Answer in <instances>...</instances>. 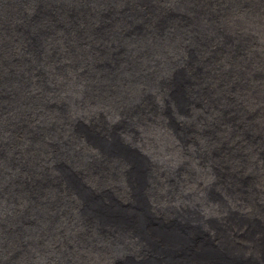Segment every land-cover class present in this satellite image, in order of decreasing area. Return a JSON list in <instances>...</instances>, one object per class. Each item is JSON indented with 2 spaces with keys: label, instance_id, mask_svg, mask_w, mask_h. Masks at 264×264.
Masks as SVG:
<instances>
[{
  "label": "bare ground",
  "instance_id": "1",
  "mask_svg": "<svg viewBox=\"0 0 264 264\" xmlns=\"http://www.w3.org/2000/svg\"><path fill=\"white\" fill-rule=\"evenodd\" d=\"M96 1L74 9L71 0H0L1 85L16 92L0 95V264H109L118 249L130 253L126 264L131 256L135 264H169L182 230L195 231L201 260L219 251L217 264H264V248L258 259L260 244L241 222L209 225L220 220L216 201L203 195L236 186L249 221L264 218V0ZM123 20L138 28L125 43L116 39L126 32ZM13 54L20 57L8 74ZM70 59L79 68L71 66L72 76L64 68ZM68 98L67 110L58 106ZM44 114L53 121L42 133ZM123 120L132 124L122 129ZM71 127L79 136L69 137ZM112 130L125 136L118 157L99 144ZM99 157L108 166L103 177ZM243 177L251 179L245 189ZM93 187L114 196L105 217L125 224L116 236L85 219L84 190L89 207ZM64 205L68 215L58 213ZM127 211L134 217H123ZM172 214L181 221L166 224ZM58 221L77 233L66 246V234L52 233Z\"/></svg>",
  "mask_w": 264,
  "mask_h": 264
},
{
  "label": "rangeland",
  "instance_id": "2",
  "mask_svg": "<svg viewBox=\"0 0 264 264\" xmlns=\"http://www.w3.org/2000/svg\"><path fill=\"white\" fill-rule=\"evenodd\" d=\"M148 16V17H147ZM147 16H145V17H142L141 18V20H142V24H146V26L148 25V22H149V15H147ZM151 17H153V16H151ZM241 19H243V17H240ZM107 19V20H106ZM104 20H106V21H104ZM113 20V21H112ZM102 21V20H101ZM103 21L104 22H107V24H116V20L115 19H110V17L108 16H105V19H104V17H103ZM148 21V22H147ZM129 22V23H128ZM131 22V23H130ZM147 22V23H146ZM159 23V25L160 26H162L161 25V22L159 21L158 22ZM123 24H125V25H123ZM121 26H123V28H125L126 29V32H119L118 33V36H116V39H118L119 41H123L124 43L126 42L125 40H128V35H130V33H132L133 31H134V29L136 30V29H138L137 27H135V23H134V21H132V20H124V23H123ZM126 26V27H125ZM248 27V26H247ZM133 28V29H132ZM15 29H17L16 31H15ZM14 30H13V32L16 34V35H22V32L24 31V29L22 28V27H17V28H15ZM22 29V30H21ZM106 32V31H105ZM122 35V36H121ZM132 35V34H131ZM125 39V40H124ZM130 39V38H129ZM114 41V40H113ZM118 41V42H119ZM116 43V42H115ZM44 44H48V42H46V43H44ZM93 44V43H92ZM41 45H43V44H41ZM118 45H120L121 47L123 46V45H121V44H118ZM146 45V43L143 45V46H145ZM139 52H143V54H145L146 55V53H148V51L146 52V50L145 49H143V48H141V49H139L138 50ZM125 52V50H122V53L121 54H123ZM141 52V53H142ZM20 56H18V58H19ZM76 59H78V58H76ZM76 59H74V60H76ZM77 61V60H76ZM67 62H70V63H68V66H64V68L66 69V73H67V75H71V74H73L74 73V71H72V69H76V72H78V70H79V68H78V66H75V65H70L71 63H73V59H70V60H68ZM71 66H73V68L71 69ZM74 66H75V68H74ZM250 68H248V70H249ZM70 70V71H69ZM55 71H57V69H55ZM72 72V73H71ZM72 76V75H71ZM77 76H79V74L77 73V75H75L74 77L76 78L75 80H78L77 79ZM205 79H207V80H212L211 78H209V76H208V74H207V76H206V78ZM66 83H68V82H70V83H72L71 81H65ZM65 82H58V85L57 86H59V88H60V92L61 93H64L66 90H67V88H68V86L65 84ZM66 85V86H65ZM211 85V84H210ZM64 86V87H63ZM67 87V88H66ZM209 89H211V88H209ZM11 90V91H10ZM14 90L15 89H9V88H6V89H3L2 90V95H4V96H6L7 95V97H11L12 99L14 98V96H16V92H14ZM10 92V93H9ZM11 94L13 95V96H11ZM173 94H175L174 92H173ZM27 98H28V101L30 102V101H33V99L31 98V99H29L30 97V94H29V92H28V94H27ZM82 98V97H81ZM96 98V101H98V99H99V97H95ZM94 97H93V99H95ZM95 101V102H96ZM79 102V104L80 105H84L85 103H87V105L86 106H89V102H90V99L88 100V102H85V100H79L78 101ZM144 108H145V106H144ZM147 108V107H146ZM145 108V109H146ZM145 111V110H144ZM51 113H52V111H50ZM259 112V111H258ZM258 112H255L254 114L256 115ZM172 114V116H173V113H171ZM47 114H44V115H42L41 116V119H43V123L41 122V126H43V127H40L39 129L41 130V132L43 133V132H45L47 129H48V125L50 124V121H53V119H51V118H48V117H50V116H47ZM57 117L58 118H56L57 119V121H59L62 125L64 124V123H62V118H59V116L57 115ZM123 118V117H122ZM173 120L174 121H176V118L174 117L173 118ZM211 122H214L215 124H216V121H215V119H213V118H211V120H208V124H207V126H208V129H210V123ZM121 123V122H120ZM55 129H59V128H55ZM202 130H205L204 128H201V131L200 132H202ZM68 132H69V130H68ZM77 132L78 133H80V130L79 129H74L73 127H71V130H70V133H71V135L69 134V137L70 136H73V137H77V136H79V135H75V134H77ZM83 132H85V131H81V133L83 134ZM84 135V134H83ZM227 140V139H226ZM226 140H224V141H221V142H218V145L220 146V148L223 150V148H226L227 149V141ZM220 141V140H219ZM229 142V141H228ZM220 143H221V145H220ZM226 145V146H225ZM223 146V147H222ZM54 172H56V170H54ZM216 178H219V179H225V178H223L221 175H216ZM73 179V178H72ZM251 179H247L246 180V178H244L243 177V181H245V182H243V184L241 185V187H242V189H245L246 188V186L248 185L247 183H249V181H250ZM45 186H47V184L45 185ZM44 187V186H43ZM61 187V189H63V186H60ZM231 187V188H230ZM234 186H228L227 185V187L226 188H228V192H227V190H225V189H221V190H223L224 192H222V191H219V189H215V190H217V193H216V191L215 190H213V191H210V192H208L207 194L205 193V194H203L205 197L207 196L209 199H211V200H213L216 204H215V206L213 207L214 209H216V213H217V218H219V220H220V223H217V222H211V221H208L209 222V225H211V224H213L214 226H217V227H219V226H222V225H225V224H227V222L228 223H231L232 225H233V227H236V225H234V224H240V222L242 223L241 225L242 226H244L243 227V233L245 234V235H248V236H255L256 238H257V240H256V242H257V245H259L258 246V252H257V258L259 257V255H261V252H260V249L263 247L264 248V246H262L263 244H264V238H262V233L264 234V218H262V219H260L259 218V221H256V219L255 220H253V221H249V219H248V216L246 215V214H244V212H242L239 208L240 207H242L243 206V204H242V202H243V199H241V193L238 191V187H234ZM46 188V187H45ZM64 190V189H63ZM234 190H237L235 193H234ZM210 195V196H209ZM212 197V198H211ZM232 197V198H231ZM225 199V200H224ZM227 200V201H226ZM233 201V202H232ZM225 202V203H224ZM235 203V205H237L236 207L235 206H232V204H234ZM229 205L228 207H227V205ZM241 205V206H240ZM31 207H30V216H32L33 215V213H37V207H34V205L31 203V205H30ZM182 206H184V204L182 205H180L179 207H182ZM222 206H226V211H224V213L223 212H221L220 210H221V208H222ZM65 207V208H64ZM64 207H63V209L61 210V212H58V213H60V214H63V212L64 211H66L65 213H67V215L69 214V208L67 209V206H65L64 205ZM219 209H217V208ZM67 209V210H66ZM34 210V211H33ZM232 212V213H231ZM32 213V214H31ZM169 214H171L172 212H168ZM247 213H252V212H247ZM230 214V215H229ZM39 215V214H38ZM161 215V214H160ZM243 215V216H242ZM246 215V216H245ZM49 216H51V215H48V216H46V217H49ZM164 216V215H163ZM202 217H204L205 218V216H204V214L203 215H201ZM221 216H222V218H221ZM230 216V217H229ZM240 216H242V217H240ZM52 217V216H51ZM179 216H177L176 214H172L169 218H167L166 220H165V222H166V224H171L172 223V221H181V220H178L179 218H178ZM240 217V218H239ZM244 217V218H243ZM255 218V217H254ZM152 219V218H151ZM206 219V218H205ZM214 219H216V218H214ZM153 220V219H152ZM208 220V219H207ZM170 221V222H169ZM245 221V222H244ZM247 221V222H246ZM61 223V225H62V227H61V225L59 224V221L57 222V225H58V229H57V227H56V229H54L53 230V232L52 233H54L53 235H56V233H63V234H66V235H64V238H62L61 239V242H62V245L64 246H66L67 244H70V243H72L73 241H74V235H77V233L75 234L74 232H72V231H69V233L67 232V229H71V226H69L68 227V225H67V223H65V221L64 222H60ZM65 223V224H64ZM77 224L79 223V221L78 222H76ZM74 224V226L75 225H77V224ZM234 223V224H233ZM64 224V225H63ZM60 225V226H59ZM67 225V226H66ZM256 225V226H255ZM246 226V227H245ZM261 226V227H260ZM63 227H64V229H63ZM67 227V228H66ZM224 227V226H223ZM249 227H250V229H249ZM236 228H238V227H236ZM253 228H255V229H253ZM63 229V230H62ZM212 226L211 227H208V228H206V232H210L211 233V235L212 234H214L215 233V231H214V229H212ZM259 229V230H258ZM56 230V231H55ZM66 230V233H64V231ZM252 231H254V232H252ZM91 232V231H90ZM195 232V231H194ZM213 232V233H212ZM74 234V235H73ZM255 234V235H254ZM69 235V236H68ZM73 235V236H72ZM68 237V238H67ZM72 238V239H71ZM201 238H206V237H201ZM67 239V240H66ZM69 240V241H68ZM72 240V241H71ZM244 240H246V238H244ZM71 241V242H70ZM262 241V242H261ZM66 243V244H65ZM90 243H95V241H90ZM217 243V242H216ZM32 246V245H31ZM34 246H32L30 249H32ZM241 251V250H240ZM53 253V252H52ZM51 253V254H52ZM58 253H60V252H58ZM53 254H55V253H53ZM52 254V255H53ZM245 254V256L244 257H246V258H248V257H251V258H253V259H255L256 257H252L251 255H250V251L249 250H246V253H244ZM255 255V256H256ZM259 259V258H258ZM261 259V258H260ZM72 264H82L81 262H79V261H74Z\"/></svg>",
  "mask_w": 264,
  "mask_h": 264
},
{
  "label": "water",
  "instance_id": "3",
  "mask_svg": "<svg viewBox=\"0 0 264 264\" xmlns=\"http://www.w3.org/2000/svg\"><path fill=\"white\" fill-rule=\"evenodd\" d=\"M71 1H75V7L76 8L77 5L82 4L84 1L87 2L86 6L90 8L91 5L95 4L96 0L90 1V0H71ZM115 0H109V2H113ZM99 3V2H98ZM130 3V1L128 2ZM84 4V3H83ZM86 9V8H84ZM82 9V10H84ZM94 9V8H93ZM96 10V8H95ZM103 18H101L102 20ZM124 23V20H123ZM129 23V22H128ZM104 25H106L104 23ZM125 25V24H123ZM5 56V55H4ZM6 57V56H5ZM9 61H8V74H10L13 71V67L12 64L15 63L16 67H17V63L19 61V59L17 57H15V55L13 54V56H9ZM7 58V57H6ZM2 78L0 76V95L2 93ZM71 99H66L63 100L61 103H59L62 109L67 110L68 109V105L70 103ZM257 108V107H256ZM258 109V108H257ZM257 112V110H256ZM253 115L255 116V114L253 113ZM127 124H132L131 121H126L124 122V120L122 121V129L126 128L128 125ZM121 129V130H122ZM121 130H114V134H113V130H112V134H111V138L107 137L105 140L101 137H99V139L101 140L100 147L105 149L106 151H110L111 155L115 154V157H118V155L122 154V150L125 148L124 146V141H125V136L122 133L121 134ZM134 130V128H133ZM137 131V129L135 130ZM68 142V140H67ZM100 158V157H99ZM98 158V162H97V167L98 169L101 171V177H103V174L106 172L107 169V164L104 162V158ZM104 163V164H103ZM103 164V165H102ZM86 167H89V165H85ZM85 167V168H86ZM94 167V165L91 167V169ZM180 169L181 166H179ZM105 168V169H104ZM102 169V170H101ZM58 174L55 175L54 179H55V183L58 184L59 183V177L57 176ZM92 198L94 200H91V202L89 203V207L88 205V201L87 199L89 198V194L87 192H89V190H84L86 191V209H87V215H85V219H87V222L89 223V225L92 226L93 230L95 227H98L99 230H101L102 232H108L109 234H111V236H116V231L121 228H125V224L123 223L122 220H114V219H108L106 218L105 214L106 213H111V210L113 208V204L114 201L109 200L111 198H113L114 196L112 195L111 197L105 198L104 193L102 192L103 190L101 189H95L93 187L92 189ZM117 198V197H116ZM128 213L126 215H124L123 217H129V218H133L135 215V212L130 213L129 211H127ZM130 213V214H129ZM81 216V215H80ZM80 216L77 217V219H80ZM118 219V218H116ZM80 221V220H79ZM123 224H122V223ZM128 221H126L127 223ZM196 235H194V232L192 231L191 234L187 233L186 236L182 230V232H180L179 234V239L175 240L174 242L171 243V250L173 251V253L170 255L169 257V264H217L216 260H212L213 255H217V254H221L219 251L216 254L215 250L213 252V254H211L210 256H205L204 260H201V257L203 256H198L199 254V249L196 246V243L198 242V239L195 238ZM201 237V236H200ZM199 237V238H200ZM110 238V237H109ZM188 239V241H187ZM19 253V252H18ZM130 253L129 252H124L120 249H118L116 251V254L113 258V261L109 264H126L125 260L128 257ZM134 256H131V261L133 262V264L137 263L135 262L136 260H134L133 258ZM264 257V255H263Z\"/></svg>",
  "mask_w": 264,
  "mask_h": 264
}]
</instances>
